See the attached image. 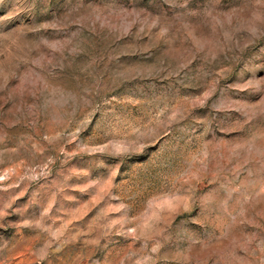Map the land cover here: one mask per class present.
Wrapping results in <instances>:
<instances>
[{
    "label": "rangeland",
    "instance_id": "obj_1",
    "mask_svg": "<svg viewBox=\"0 0 264 264\" xmlns=\"http://www.w3.org/2000/svg\"><path fill=\"white\" fill-rule=\"evenodd\" d=\"M0 264H264V0H0Z\"/></svg>",
    "mask_w": 264,
    "mask_h": 264
}]
</instances>
